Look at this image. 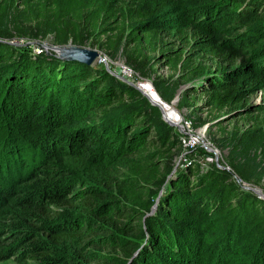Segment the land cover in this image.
<instances>
[{
  "label": "trees",
  "instance_id": "trees-1",
  "mask_svg": "<svg viewBox=\"0 0 264 264\" xmlns=\"http://www.w3.org/2000/svg\"><path fill=\"white\" fill-rule=\"evenodd\" d=\"M101 1L188 57H207L215 69L196 89L213 104L264 112V101L247 105L264 91V0ZM173 131L158 106L107 68L0 31V259L264 264V198L235 177L253 181L241 161L256 145L239 140L231 169L171 168L153 197L134 155L152 143L175 146Z\"/></svg>",
  "mask_w": 264,
  "mask_h": 264
},
{
  "label": "rangeland",
  "instance_id": "rangeland-1",
  "mask_svg": "<svg viewBox=\"0 0 264 264\" xmlns=\"http://www.w3.org/2000/svg\"><path fill=\"white\" fill-rule=\"evenodd\" d=\"M140 23L141 19L127 9L121 11L120 7L104 5L101 0H0L2 34L37 40L43 46H53L54 52V47L70 45L96 50L100 56L94 64L110 68L126 81L123 66L131 67L136 76L128 81L152 92L168 117L179 124L167 121L174 127L175 146L152 143L134 155L138 178L153 189V197L158 191L156 182L171 168L184 167L186 163L194 170H206L220 163L231 169L230 160L243 154L234 149L239 140L245 142V148L256 145L252 154L241 161L255 175L252 182L236 174L235 177L264 194V112L213 104L206 92L196 89L205 73L215 69L210 60L188 57L187 48L163 33L144 31ZM263 101L264 91L259 90L247 105ZM186 120L201 133L200 143L189 151L183 149L181 141ZM182 157H187V161ZM1 234L6 240L13 237L9 232ZM0 264L20 263L12 257L0 259Z\"/></svg>",
  "mask_w": 264,
  "mask_h": 264
},
{
  "label": "water",
  "instance_id": "water-1",
  "mask_svg": "<svg viewBox=\"0 0 264 264\" xmlns=\"http://www.w3.org/2000/svg\"><path fill=\"white\" fill-rule=\"evenodd\" d=\"M46 46V45H45ZM46 47H48V48H52L53 46H46ZM56 50V52L58 53V55L61 57V58H63V59H72V60H78V61H81V62H84V63H86V64H93L95 61H96V59L100 56V53L98 52V51H96V50H91V49H89V48H84V47H76V46H73V45H70V46H62V47H59V48H57V47H54ZM53 49V48H52ZM61 52V53H60ZM110 71H111V69L110 68H108ZM123 78V77H122ZM128 81V80H127ZM130 84H132V85H134V86H136V84H134L133 82H130V81H128ZM138 89H140L141 90V92L144 94V95H146L149 99H150V101L152 102V104H154V105H156V106H158L160 109H161V111H162V114H163V118L166 120V121H168V122H170L171 124H173V125H179L177 122H175V121H173V120H171L169 117H168V115H167V112H166V110H165V108H164V106L162 105V103H160V102H158V101H156V100H152L150 97H149V95H148V93L145 91V90H143L142 88H140L139 86H136ZM210 149V151H212V149L211 148H209ZM214 151V150H213ZM217 151H215V153H216ZM217 159H218V156H217ZM218 165H219V167H221V168H225V169H230L228 166H226V165H222V164H220V163H218ZM245 188H247V189H251V190H254L255 192H257L261 197H263L264 198V194L261 192V191H259L257 188H255V187H252V186H250V185H243ZM156 206V205H155ZM154 206V207H155Z\"/></svg>",
  "mask_w": 264,
  "mask_h": 264
},
{
  "label": "built area",
  "instance_id": "built-area-1",
  "mask_svg": "<svg viewBox=\"0 0 264 264\" xmlns=\"http://www.w3.org/2000/svg\"><path fill=\"white\" fill-rule=\"evenodd\" d=\"M124 73L125 76L124 78L127 80H133V78H135L136 73L134 72V70L129 67L124 65ZM183 126V136H182V146L183 149L186 151L192 150L193 148H195L201 141V133L200 130H194L192 125H191V121L186 120L184 122ZM186 153V152H185ZM183 160L187 161V157H182Z\"/></svg>",
  "mask_w": 264,
  "mask_h": 264
},
{
  "label": "bare ground",
  "instance_id": "bare-ground-1",
  "mask_svg": "<svg viewBox=\"0 0 264 264\" xmlns=\"http://www.w3.org/2000/svg\"><path fill=\"white\" fill-rule=\"evenodd\" d=\"M145 89V88H144ZM147 93H149L148 95H149V97L153 100H156V101H158L157 100V98L153 95V93L152 92H150V91H147ZM159 102V101H158Z\"/></svg>",
  "mask_w": 264,
  "mask_h": 264
}]
</instances>
